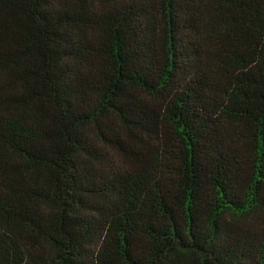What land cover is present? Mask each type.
<instances>
[{
    "label": "trees",
    "instance_id": "trees-1",
    "mask_svg": "<svg viewBox=\"0 0 264 264\" xmlns=\"http://www.w3.org/2000/svg\"><path fill=\"white\" fill-rule=\"evenodd\" d=\"M0 264H264V0H0Z\"/></svg>",
    "mask_w": 264,
    "mask_h": 264
}]
</instances>
